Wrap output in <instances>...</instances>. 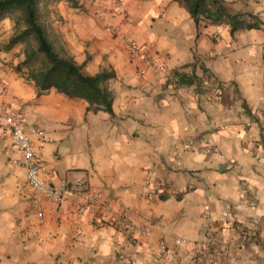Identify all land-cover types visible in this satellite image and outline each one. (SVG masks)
I'll return each mask as SVG.
<instances>
[{"label":"crops","instance_id":"obj_1","mask_svg":"<svg viewBox=\"0 0 264 264\" xmlns=\"http://www.w3.org/2000/svg\"><path fill=\"white\" fill-rule=\"evenodd\" d=\"M222 2L255 28L198 30L182 0L50 4L53 29L83 72L115 74L112 113L55 90L38 95L16 71L23 46L4 50L14 16L0 19V124L24 117L41 133L44 181L82 182L99 201L80 213L75 197L45 199L40 223L22 157L1 134L0 264H264V0ZM126 38L151 46L155 64L131 57ZM109 215L151 236L131 240L101 224ZM243 228L255 232L247 244Z\"/></svg>","mask_w":264,"mask_h":264},{"label":"trees","instance_id":"obj_2","mask_svg":"<svg viewBox=\"0 0 264 264\" xmlns=\"http://www.w3.org/2000/svg\"><path fill=\"white\" fill-rule=\"evenodd\" d=\"M59 0H0V19L14 16L15 34L4 47L9 51L23 46L24 60L16 71L24 72L35 85L38 95L50 90L72 99H82L89 104L88 111L112 113L114 96L109 82L113 72L103 71L95 76L83 72L74 58L69 56L55 33L47 8ZM74 1V0H69ZM199 30L202 24L217 25L227 22L231 34L255 28L246 24L241 15H230L222 0H182ZM73 7H77L73 4Z\"/></svg>","mask_w":264,"mask_h":264},{"label":"built area","instance_id":"obj_3","mask_svg":"<svg viewBox=\"0 0 264 264\" xmlns=\"http://www.w3.org/2000/svg\"><path fill=\"white\" fill-rule=\"evenodd\" d=\"M125 19L130 20V17L126 15ZM111 31L115 32L116 30L111 29ZM125 42L128 54L131 57H141L149 65L155 64V60L149 57L152 50L151 46H141L136 41L129 38H126ZM6 132H9L11 135L16 149L22 157L27 183L37 194L36 214L40 223H44L45 221V212L42 205V201L45 199L59 205L67 201L70 197H75L80 213L97 208L99 204L97 196L87 190L82 182L76 183L75 186L71 188L67 186H50L44 181L42 177L43 166L39 157V149L34 142V137L39 136L41 133L36 128L29 125L24 117L21 116L17 120L11 122L7 130L0 124V135ZM204 217L205 224L209 226L211 224L210 214L206 212ZM101 224L119 228L120 231L134 241L140 238H149L151 236L149 230L137 227L128 219L119 215H109L101 220ZM239 236L242 243L247 244L254 239L255 232L243 228ZM175 243L181 244L182 241L177 239ZM203 245L201 249L206 250V248L210 246V242H207V244L204 242Z\"/></svg>","mask_w":264,"mask_h":264},{"label":"rangeland","instance_id":"obj_4","mask_svg":"<svg viewBox=\"0 0 264 264\" xmlns=\"http://www.w3.org/2000/svg\"><path fill=\"white\" fill-rule=\"evenodd\" d=\"M49 6H50V5H49ZM49 6H48V7H49Z\"/></svg>","mask_w":264,"mask_h":264}]
</instances>
